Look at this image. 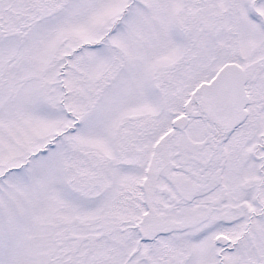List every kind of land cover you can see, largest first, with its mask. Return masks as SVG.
<instances>
[{
    "label": "snow or ice",
    "instance_id": "snow-or-ice-1",
    "mask_svg": "<svg viewBox=\"0 0 264 264\" xmlns=\"http://www.w3.org/2000/svg\"><path fill=\"white\" fill-rule=\"evenodd\" d=\"M0 264H264V0H0Z\"/></svg>",
    "mask_w": 264,
    "mask_h": 264
}]
</instances>
